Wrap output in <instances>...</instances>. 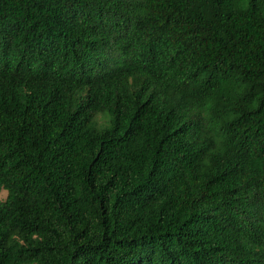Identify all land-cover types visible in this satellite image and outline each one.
<instances>
[{
    "label": "trees",
    "instance_id": "1",
    "mask_svg": "<svg viewBox=\"0 0 264 264\" xmlns=\"http://www.w3.org/2000/svg\"><path fill=\"white\" fill-rule=\"evenodd\" d=\"M0 264H264V0H0Z\"/></svg>",
    "mask_w": 264,
    "mask_h": 264
},
{
    "label": "rangeland",
    "instance_id": "2",
    "mask_svg": "<svg viewBox=\"0 0 264 264\" xmlns=\"http://www.w3.org/2000/svg\"><path fill=\"white\" fill-rule=\"evenodd\" d=\"M6 196H7V191H6V190H2L0 197H1L2 199H5Z\"/></svg>",
    "mask_w": 264,
    "mask_h": 264
}]
</instances>
